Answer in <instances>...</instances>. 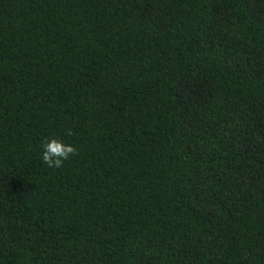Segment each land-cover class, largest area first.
<instances>
[{
    "label": "trees",
    "instance_id": "obj_1",
    "mask_svg": "<svg viewBox=\"0 0 264 264\" xmlns=\"http://www.w3.org/2000/svg\"><path fill=\"white\" fill-rule=\"evenodd\" d=\"M0 264H264V0H0Z\"/></svg>",
    "mask_w": 264,
    "mask_h": 264
},
{
    "label": "clouds",
    "instance_id": "obj_2",
    "mask_svg": "<svg viewBox=\"0 0 264 264\" xmlns=\"http://www.w3.org/2000/svg\"><path fill=\"white\" fill-rule=\"evenodd\" d=\"M68 135H73L71 129L67 132ZM42 162L49 168H60L64 162L70 157L78 153V148L71 143H65L61 139L46 138L43 142Z\"/></svg>",
    "mask_w": 264,
    "mask_h": 264
}]
</instances>
